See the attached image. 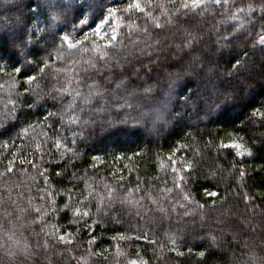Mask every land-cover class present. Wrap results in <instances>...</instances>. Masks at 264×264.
<instances>
[{
	"label": "trees",
	"instance_id": "16d2710c",
	"mask_svg": "<svg viewBox=\"0 0 264 264\" xmlns=\"http://www.w3.org/2000/svg\"><path fill=\"white\" fill-rule=\"evenodd\" d=\"M136 2L0 0V264H264V0Z\"/></svg>",
	"mask_w": 264,
	"mask_h": 264
},
{
	"label": "snow or ice",
	"instance_id": "6c2138e0",
	"mask_svg": "<svg viewBox=\"0 0 264 264\" xmlns=\"http://www.w3.org/2000/svg\"><path fill=\"white\" fill-rule=\"evenodd\" d=\"M220 2H221V0H215V3H217V4H219ZM203 3H204V0H190V4H184L183 7H185V8H188L190 6L191 7H197V6H200ZM69 7H70V5H69ZM131 7H132V5H129V8H131ZM135 7H137V8L140 7V4H139L138 0H137V2L135 4ZM58 8H60V4H58V3H49V10L52 12L54 20L60 18L59 15L56 13V9H58ZM113 11H115V9H113ZM81 23H83V21H81ZM65 39H67V37H65ZM112 43H113L112 40L108 41V44L111 45ZM260 43L264 44V35H262L260 37ZM15 71L19 72L20 69L17 68V69H15ZM32 79H33L32 77H29V80H32ZM56 146L59 147V143H57ZM38 147H39V145H38ZM186 166L187 167H191V165H186ZM181 179H183V178L181 177ZM109 195H111V190L109 192ZM37 211H39V209H37ZM76 211H77V213H79V209H76ZM84 214H87V213H84ZM60 239H63V237H60ZM201 255H203V253H201ZM132 264H137V261H132Z\"/></svg>",
	"mask_w": 264,
	"mask_h": 264
},
{
	"label": "rangeland",
	"instance_id": "374dc122",
	"mask_svg": "<svg viewBox=\"0 0 264 264\" xmlns=\"http://www.w3.org/2000/svg\"><path fill=\"white\" fill-rule=\"evenodd\" d=\"M222 1V0H221ZM131 3V4H129ZM124 1L122 3V6L126 4V6L133 5L134 2ZM187 4H190V0H186ZM215 3V0H204V3L200 6H209L210 4ZM115 22H117V19H115ZM113 27V24H112ZM111 24H107L105 22H102L98 24L96 27L91 29V34L96 36L98 40H110L111 37H113L115 34L112 30ZM112 34V35H110ZM230 144H238L237 142H232Z\"/></svg>",
	"mask_w": 264,
	"mask_h": 264
}]
</instances>
